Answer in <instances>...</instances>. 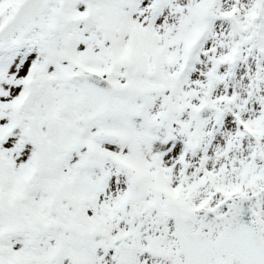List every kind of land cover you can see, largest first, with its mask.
I'll return each instance as SVG.
<instances>
[{"label":"rangeland","instance_id":"obj_1","mask_svg":"<svg viewBox=\"0 0 264 264\" xmlns=\"http://www.w3.org/2000/svg\"><path fill=\"white\" fill-rule=\"evenodd\" d=\"M24 1L0 0V29ZM230 14L241 39L257 16L240 57ZM43 17L46 32L0 56V264L87 261L94 239L74 233H123L143 212L173 226L174 216L204 210L205 199L221 205L218 214L252 193L264 205V163L255 157L257 144L264 149V0H53ZM92 70L115 85L111 110L40 171L50 132L31 113L35 89L43 77ZM81 95L66 81L53 87L49 116L59 132L83 114ZM203 104L224 116L196 152L188 134Z\"/></svg>","mask_w":264,"mask_h":264},{"label":"water","instance_id":"obj_2","mask_svg":"<svg viewBox=\"0 0 264 264\" xmlns=\"http://www.w3.org/2000/svg\"><path fill=\"white\" fill-rule=\"evenodd\" d=\"M51 1L52 0H26L24 2L16 13L14 19L0 32V52H2L8 45L14 43L15 38L22 40L35 29L45 31L42 15ZM233 25L235 31L238 32V25L235 19L233 20ZM243 45L244 43L239 45V54ZM66 79L79 84L83 90L80 104L86 109V113L84 117H81L77 121L88 126L94 119L109 108L113 94V86L108 80L96 74H78L69 76ZM58 80H60V77H49L42 80L36 91L38 97L36 111L39 110L41 113L48 111L47 95L50 92L52 85ZM88 110H91L92 113H89ZM36 111H34V113H36ZM212 116H215V120L219 121L221 118V110L219 108L204 105L197 111L195 116V129L190 134V140L194 147L197 148L199 146L201 131L203 130L204 125L210 121ZM54 125L55 123H51L50 127L53 128L52 126ZM84 132L85 129L77 128L75 121L72 124L66 125L61 135H53L54 142L47 149L43 164H46L57 152L73 149L80 142ZM249 201L250 199H242L239 201L238 205H250ZM243 202H247V204H243ZM238 209H240V206ZM247 209V216H251L250 213L252 209L250 206H247ZM177 218L178 234L180 235L183 244L186 231L183 229L184 225L182 222ZM243 218L240 213H237L234 210L230 221H228L234 229L233 231L230 230L228 235L232 233L234 238L245 236L244 232L241 230L242 227H239L244 223ZM237 227L239 228L238 231L235 230ZM242 249L250 251L249 256L240 257L243 264H264V257L259 253L261 247L257 235L248 238L247 245Z\"/></svg>","mask_w":264,"mask_h":264},{"label":"flooded vegetation","instance_id":"obj_3","mask_svg":"<svg viewBox=\"0 0 264 264\" xmlns=\"http://www.w3.org/2000/svg\"><path fill=\"white\" fill-rule=\"evenodd\" d=\"M69 117L68 121L75 119L73 115ZM254 207L258 213L257 222L260 237L264 242V218L261 217L264 205H254ZM144 213L139 214L136 218H131L127 230L123 233H118L116 230L115 234L107 233L105 236L101 234L82 236L74 233L75 239L82 237L85 238L84 242H90L91 239H94L88 244L90 255L87 261L80 257L76 264H241L233 259V251H229L227 257L217 249L218 245H223L216 242L222 233V228L213 230L208 236L205 235L208 240H203L199 248L196 245L201 240L192 244L189 243L187 245L189 255L186 257V254L179 249L174 221L173 226L172 224L169 226L168 223L161 220L144 216ZM195 218L202 219V216ZM136 230H141L143 233L125 242V239L133 235ZM120 241L124 242L116 245ZM77 242L79 241L77 240ZM76 245L78 246L79 243ZM73 251L70 250V252ZM74 261L76 262L75 259Z\"/></svg>","mask_w":264,"mask_h":264}]
</instances>
